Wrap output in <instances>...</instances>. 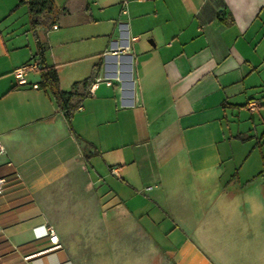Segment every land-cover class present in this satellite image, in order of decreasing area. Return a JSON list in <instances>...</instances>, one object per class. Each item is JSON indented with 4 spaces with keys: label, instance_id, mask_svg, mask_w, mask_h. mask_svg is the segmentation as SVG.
I'll use <instances>...</instances> for the list:
<instances>
[{
    "label": "crops",
    "instance_id": "obj_1",
    "mask_svg": "<svg viewBox=\"0 0 264 264\" xmlns=\"http://www.w3.org/2000/svg\"><path fill=\"white\" fill-rule=\"evenodd\" d=\"M52 1L37 37L80 95L70 126L16 81L32 30L0 80V264H264V0Z\"/></svg>",
    "mask_w": 264,
    "mask_h": 264
},
{
    "label": "rangeland",
    "instance_id": "obj_2",
    "mask_svg": "<svg viewBox=\"0 0 264 264\" xmlns=\"http://www.w3.org/2000/svg\"><path fill=\"white\" fill-rule=\"evenodd\" d=\"M32 37L33 32L27 5L17 4L16 0H0V68L6 69L0 73L1 81H14L12 71L8 69L14 62L29 58L30 54L26 42L27 38L31 39ZM17 45H21V47L13 48ZM83 64L81 61L75 63L71 73H84ZM65 72L69 73L66 70ZM30 74L38 76L37 71H29L28 77L32 76Z\"/></svg>",
    "mask_w": 264,
    "mask_h": 264
},
{
    "label": "trees",
    "instance_id": "obj_3",
    "mask_svg": "<svg viewBox=\"0 0 264 264\" xmlns=\"http://www.w3.org/2000/svg\"><path fill=\"white\" fill-rule=\"evenodd\" d=\"M17 1L19 4L23 3L27 5L31 29L33 30L36 38L37 50L35 54L32 56V58L29 60H36L40 64V68L37 70L40 73L39 83L44 88H47L50 91L58 108L64 113L68 121V124L71 126L73 110L76 106V103L72 102V98L74 96L80 95L78 92L75 91V88L78 86L79 82H75L73 84L72 89L68 92L60 88L57 71L53 66L47 64L45 59L46 46L43 42H41L38 39L36 33L38 28L52 25L54 21L53 18L41 20L39 17L40 14L42 12H49L54 14L55 12H57L58 8L54 5L52 0H17ZM94 76L95 74L90 75L89 77L85 78L81 83L89 84L93 80ZM6 182H7V178H6ZM2 242H4V240L2 239V235L0 234V250L3 248Z\"/></svg>",
    "mask_w": 264,
    "mask_h": 264
},
{
    "label": "built area",
    "instance_id": "obj_4",
    "mask_svg": "<svg viewBox=\"0 0 264 264\" xmlns=\"http://www.w3.org/2000/svg\"><path fill=\"white\" fill-rule=\"evenodd\" d=\"M52 28H57V24H52ZM40 68V64L36 60H29L13 69V74L16 78V81L19 84H24L27 81L26 74L29 71H37ZM101 80H106V84H111L110 79L104 78L102 76H96L94 82L91 84L90 90H92L95 84ZM34 87L38 85L36 83L33 84ZM249 107L253 109L255 106V102H249ZM4 151V148L0 145V153ZM6 178L0 177V194H2L5 190ZM47 237V241L49 246L47 249H54L60 246L58 235L55 232L54 228L51 225L45 226L42 232L38 235V238Z\"/></svg>",
    "mask_w": 264,
    "mask_h": 264
},
{
    "label": "bare ground",
    "instance_id": "obj_5",
    "mask_svg": "<svg viewBox=\"0 0 264 264\" xmlns=\"http://www.w3.org/2000/svg\"><path fill=\"white\" fill-rule=\"evenodd\" d=\"M129 64H130V61L128 57H125V56L117 57L116 61H114L113 63V67L116 66V69H114L113 75L114 76L116 75L117 78L121 79L124 86H129L130 84L129 75H127L126 74L127 71H125L127 68H130Z\"/></svg>",
    "mask_w": 264,
    "mask_h": 264
}]
</instances>
